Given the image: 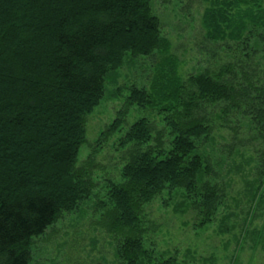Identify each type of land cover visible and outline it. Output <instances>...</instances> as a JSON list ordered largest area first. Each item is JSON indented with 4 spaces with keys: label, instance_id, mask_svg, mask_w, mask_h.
<instances>
[{
    "label": "trees",
    "instance_id": "1",
    "mask_svg": "<svg viewBox=\"0 0 264 264\" xmlns=\"http://www.w3.org/2000/svg\"><path fill=\"white\" fill-rule=\"evenodd\" d=\"M151 2L0 0V264H33L35 240L95 196V149L77 164L86 119L102 102L107 77L141 56L155 63L148 85H129L95 141L119 132L130 106L159 119L142 116L122 133L120 179L108 180L106 200L95 203L113 264H182L179 252L165 255L147 239L154 227L143 208L163 193H181L200 229L217 219L232 184L202 150L215 129L229 138L227 159L247 148L252 164L227 264H239L248 239L264 247V221L251 226L264 207V0H206L204 38L228 59L185 78ZM231 218L220 220V233L235 228Z\"/></svg>",
    "mask_w": 264,
    "mask_h": 264
},
{
    "label": "rangeland",
    "instance_id": "2",
    "mask_svg": "<svg viewBox=\"0 0 264 264\" xmlns=\"http://www.w3.org/2000/svg\"><path fill=\"white\" fill-rule=\"evenodd\" d=\"M206 0H152L154 14L161 20L162 35L170 42V54L180 63L179 73L185 78L204 69H216L228 58L222 50L218 54L212 42L204 38L201 27V14ZM160 53V52H158ZM160 56V55H159ZM157 57V56H156ZM141 56L134 64L118 69L116 74L106 79V92L102 102L86 119V142L78 153L77 164L87 159V154L95 149L93 178L96 180L95 196L82 203L75 213H67L46 234L35 240L33 246V264H113L114 247L110 236L97 226L99 211L95 203L105 199L106 182L119 180L123 166V153L118 139L137 119L146 116L159 121L155 112L128 107L124 123L117 133L111 134L104 141L95 144L100 131L105 129L116 117L129 94V85L147 86L152 75L151 59ZM158 61V58L155 59ZM211 141L202 150L209 155L224 175L230 177L232 187L228 192L225 205L220 208L217 219L212 224L200 229L195 226L197 219L192 209L184 205L181 193L168 196L165 193L146 204L143 218L154 227L147 239L154 243L159 252L170 255L179 252L178 260L182 264H203L206 258L215 259V264H227L235 247V237L249 201L248 184L253 183L250 164V151L247 148L238 155L227 159L222 146L228 139L224 129H215ZM246 136V133H245ZM237 168L238 171H235ZM228 169H233L227 172ZM232 218L227 223L234 225L229 232L220 233L217 225L227 214ZM251 226L260 227L264 221V207L258 209ZM251 239L243 245L239 255V264H264V247L252 248ZM188 255V256H187ZM185 260V261H183ZM193 261V263H192Z\"/></svg>",
    "mask_w": 264,
    "mask_h": 264
}]
</instances>
